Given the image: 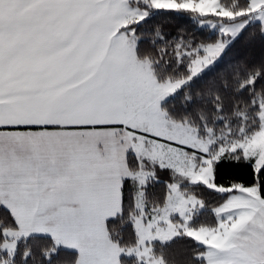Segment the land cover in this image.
Returning <instances> with one entry per match:
<instances>
[{
  "label": "snow or ice",
  "instance_id": "obj_1",
  "mask_svg": "<svg viewBox=\"0 0 264 264\" xmlns=\"http://www.w3.org/2000/svg\"><path fill=\"white\" fill-rule=\"evenodd\" d=\"M0 264H264V0H0Z\"/></svg>",
  "mask_w": 264,
  "mask_h": 264
},
{
  "label": "trees",
  "instance_id": "obj_2",
  "mask_svg": "<svg viewBox=\"0 0 264 264\" xmlns=\"http://www.w3.org/2000/svg\"><path fill=\"white\" fill-rule=\"evenodd\" d=\"M154 26H160L162 31L170 36H174L178 31L184 30L189 34L196 35L197 37L207 33L208 29L201 30L198 25L190 21L186 17L170 16L164 13L156 14L149 22L148 29L151 30ZM219 173L222 177V182L227 183L229 180H248V169L243 164H236L231 162H223L219 167ZM209 205L214 203L218 197H207ZM210 219V213L205 211L201 219ZM191 246V241L178 240L172 245L171 250H183Z\"/></svg>",
  "mask_w": 264,
  "mask_h": 264
}]
</instances>
